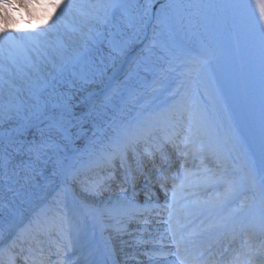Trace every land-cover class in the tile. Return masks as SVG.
<instances>
[{"label": "snow or ice", "instance_id": "6c2138e0", "mask_svg": "<svg viewBox=\"0 0 264 264\" xmlns=\"http://www.w3.org/2000/svg\"><path fill=\"white\" fill-rule=\"evenodd\" d=\"M73 8L79 13L80 19L71 26L65 25L67 38L60 36L55 41L39 38L36 29H42L44 33L56 29L65 12ZM255 8L259 19L264 21V0H255ZM190 9L191 5L185 4L183 0H149L147 5L139 6L134 13L131 5L122 0H97V3L87 5V11H81L73 0H0V42L11 43L14 40L13 33L25 31L32 42L31 49L21 47L19 63L17 57L4 55V49L0 47V185H8L11 190V185L17 182L21 174L27 178L38 164L50 159V154H56L59 157V173L66 181L61 205L53 213L63 225L58 235L63 239L65 230L71 233L76 229V214L66 206L68 194L75 193L76 186L82 192L94 193L105 181L115 180L116 167L112 161L116 156L109 157L111 171L102 180H81L79 170L71 162L72 154L78 151L73 145L86 134L85 122L90 125L94 142L98 134L102 138L113 128L115 120L105 110L112 104L111 96L105 97L95 109L88 108L77 113L80 103L73 102L74 95L61 92L59 85L65 78L75 75L73 69L88 55L89 45L101 36L96 31V24L111 23L113 31L108 34V43L114 51L122 50L127 43L123 38L126 28L134 29L137 34L143 33L145 38L151 29L154 41L164 53L162 59L168 64L167 71L176 72L180 68H186L187 71L180 72L179 83L175 87L163 89L167 96L159 100L153 97L143 104L137 98L133 105L134 110L139 105L136 114H129L125 119L139 124L146 112L151 113L146 123L163 132V143L148 145L145 153L150 158L160 154L167 168L172 170V186L168 188L169 177L165 175L160 184L165 196L163 203L159 202L158 197L152 200L154 193H146L145 202L140 204L135 200L138 179L129 170L125 152L120 156V168L124 170L121 179L132 187L133 198L118 197L105 205L103 213L120 225L115 229L120 234L126 232L128 223L134 219L147 225L153 213L156 216L166 214V222L175 241V252L170 254L179 257L178 264H183L186 253H189V245L195 249L197 244L195 231L188 234L192 237L190 240L181 234V229L188 226L187 223L180 225L181 213L186 207L181 204L185 193L200 185H223V201L230 202L247 188L253 193L251 202L246 208L243 204L235 208L222 225L231 226L234 233L229 247L239 243L233 259L225 264H264V164L261 165L258 182L253 167L247 163V173L243 176H235L223 167L222 126L200 103L206 101V94L201 89H206L210 82L208 62L203 56L193 54L177 42L178 35L191 28ZM21 10L27 11L29 15L41 10L45 15L41 24L29 23L25 29L17 23L15 15ZM9 65L16 66L17 71L25 76L35 74L40 86L22 92L14 89L9 82L5 92L4 76L12 72ZM42 65H51V69L45 72ZM153 105L159 110H154ZM153 130L150 127L145 131V138ZM139 140L138 136L133 143ZM169 147L174 150L176 157L171 163H168L169 153L166 150ZM176 160H179L178 171ZM214 161L216 167L211 166ZM121 191L126 192L127 189L122 188ZM47 231L41 226V231L31 239L17 236L7 244H0V253L9 254V264H16L17 260L28 264L37 249L43 254L40 236ZM137 242L147 245L155 244L156 241L151 235L147 239L141 235ZM68 243L73 246L76 241L69 240ZM57 247L59 255L60 246ZM227 251V247L222 248L216 255L224 261ZM113 253L114 250L110 249L109 256ZM143 255L152 264L153 254L145 251ZM202 255L203 250L192 252V261H197ZM0 264H4L3 259H0ZM58 264H63V261H58ZM67 264H77V261L68 260Z\"/></svg>", "mask_w": 264, "mask_h": 264}, {"label": "bare ground", "instance_id": "6f19581e", "mask_svg": "<svg viewBox=\"0 0 264 264\" xmlns=\"http://www.w3.org/2000/svg\"><path fill=\"white\" fill-rule=\"evenodd\" d=\"M196 1L183 0L185 4L191 5L192 14L195 10L192 6ZM122 2L131 5L134 13L139 6L147 5L149 0H122ZM90 3H97V0H83L80 3L83 7L81 11H87V5ZM156 7H159V4H156ZM73 13L75 12H65L57 28L50 29L47 33H44L42 29H36L35 31L40 34L39 38L48 41H55L60 36L67 38L65 25L71 26L80 19L79 13L75 17ZM15 15L17 23L26 29L29 23L41 24L45 13L35 10L32 15H29L27 11L21 10ZM96 31L100 32L101 36L95 43L89 45L88 55L73 69L75 75L65 78L59 85V90L74 95L73 102L80 103V107L76 109L77 113L88 108L95 109L105 97H112V104L105 110L114 117L113 128L109 129L102 138L98 134L93 142L90 125L85 122L86 134L73 145L78 151L72 154L71 162L73 167L79 170L81 180L87 178L89 182L100 181L111 171L108 159L115 155L116 159L112 163L116 167V178L105 181L94 193L82 192L79 186H76V192L68 194L66 206L71 212H75L77 225L71 233L65 230L64 238L61 239L58 232L63 225L53 216V213L61 205L66 181L65 177L59 173V157L56 154H50V159L38 164L35 171L27 178L21 174L17 182L11 185V190L8 185H0V244H7L17 236L31 239L41 231L42 226L48 230L40 236L43 242V254L37 249L28 264H33V260L35 264H58V261L67 264L68 260H76L77 264H138V262L150 264L147 257L143 255L145 251L153 254L152 264H178L179 257H173L170 254L175 252V241L166 222V214L156 216L153 213L149 216L150 223L147 225L134 219L128 223L126 232L120 234L115 230L120 225L108 219L103 213L105 205L118 197L133 198L130 184L120 181L124 171L120 168V156L125 152L129 170L138 179L136 201L143 204L146 193H154L152 200L155 201L158 197L159 202L163 203L165 196L160 184L165 175L169 177L167 186L171 189L172 180L168 172L172 175V170L167 168L159 153L156 155V158L160 159L158 165L145 153L148 145L163 143V132L146 123L151 113L146 112L139 124L125 119L129 114H136L139 105L136 106V110L133 109V105L137 98L140 99V104H143L149 99V94L157 89L159 80H162V78L158 79V76L167 71L168 64L162 59L164 53L154 41L151 29L148 30L147 38H145L143 33L137 34L134 29L126 28L123 38L127 40V43L119 51L112 50L108 43V34L113 31L111 23L96 24ZM13 37L14 40L11 43L0 42V47H3L4 55L11 54L17 57V63H19L22 56L21 47L31 49L32 42L27 31L13 33ZM177 42L191 50L193 54L203 56L208 62L210 82L205 89V94L210 96L218 110L219 123L222 126V155L229 156V159L222 160L224 169L235 176H243L247 173V167H245L247 163L253 167L258 182L259 171L264 164V150L260 151L256 142L251 139L239 101L245 84L241 79L242 75L248 77L243 71L245 64L239 62L232 52L220 60L216 59L202 42L192 16L191 28L182 31L177 37ZM9 67L12 68V72L4 76L5 92L9 82L14 89H20L22 92L40 86V81L35 74L25 76L17 71L16 66L9 65ZM42 68L46 72L51 69V65H42ZM153 109L159 110L157 107ZM150 127L154 130L145 138L144 132ZM138 136L139 142L133 143ZM166 150L169 153L168 163H171L176 159L175 152L170 147ZM149 159L151 161L148 162ZM145 164L147 170H145ZM211 166H217L215 161ZM175 167L178 171L179 160H176ZM162 168H164L163 176L160 173ZM113 186L118 188L112 189ZM122 188H126L127 191L122 192ZM223 192V185L208 184L190 189L188 193H185V199L181 201V204L186 207L181 213L180 225L187 223L188 226L181 229V234L189 240L192 239L188 236L189 233L192 231L197 233L196 248L204 246L203 253L216 247L225 231L229 236L224 246L228 248L226 257L231 249H235L234 253L238 251L239 243L229 247L234 233L231 226L223 227L222 225L235 208L240 207L241 204L247 207L253 193L246 188L230 202H224ZM145 228L146 231H140ZM141 235L145 239L151 235L155 238V244L139 245L137 238ZM69 240L76 243L69 246ZM58 245L60 246L59 255L57 254ZM110 249L114 250L111 256H109ZM195 251L189 245L186 259L190 258L191 253ZM0 259L4 260V264H9L8 253H0ZM16 264H24V261L17 260Z\"/></svg>", "mask_w": 264, "mask_h": 264}, {"label": "rangeland", "instance_id": "374dc122", "mask_svg": "<svg viewBox=\"0 0 264 264\" xmlns=\"http://www.w3.org/2000/svg\"><path fill=\"white\" fill-rule=\"evenodd\" d=\"M83 0H73V2L80 8V10H82V6L80 3H82ZM72 12L74 11L75 13H73V16L75 17L78 12L75 8L73 9H69L66 12ZM73 17V18H74ZM167 70V69H166ZM165 70V71H166ZM164 71V72H165ZM187 71L186 68H180L178 69L176 72H170V71H166L165 73H162L158 76V79L162 78V80H159V85H157V89L154 91H152L151 94H149V99L155 97L157 98V100H159L162 97L167 96V92L164 91L163 89L166 87H175L177 83H179V79H180V72H184ZM201 91L205 92V89L202 88ZM201 105L203 107H206L214 116L215 119H217V121L219 122V115H218V110L216 108V106L214 105L212 99L210 98V96L206 95V101H200ZM153 108H156V105H153ZM133 115V114H132ZM221 159H229V156H221ZM144 167V166H143ZM243 197V196H242ZM240 197V199L242 198Z\"/></svg>", "mask_w": 264, "mask_h": 264}]
</instances>
